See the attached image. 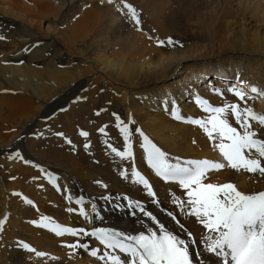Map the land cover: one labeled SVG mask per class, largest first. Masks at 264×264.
I'll use <instances>...</instances> for the list:
<instances>
[{
    "label": "bare ground",
    "instance_id": "bare-ground-1",
    "mask_svg": "<svg viewBox=\"0 0 264 264\" xmlns=\"http://www.w3.org/2000/svg\"><path fill=\"white\" fill-rule=\"evenodd\" d=\"M95 1L89 3L69 30L61 28L53 37L54 43L63 48L53 57L58 58L64 66L49 70L55 74L48 75L47 82L52 80L50 84H44L42 76L24 77L23 64H20L32 57L44 56L43 49L42 52L37 49V53L32 55L34 43H39L42 37L36 32L19 34L22 29L18 23L0 16V24L8 26L15 35L12 40L14 47L2 52L3 63H0V219L4 220L0 226V264H101L96 257L89 255L90 249H69L66 246L82 237L67 234L57 237L39 227L41 216H48L51 221L65 227L89 229L92 225H115L131 232L134 217L111 211L112 200L128 196L141 200L146 209L156 212L161 219L165 218L151 204V198L146 197L142 186L132 182V164L135 163L138 171L150 181L156 198L165 209H172L170 197L181 196L183 190L174 182L156 177L142 161L141 141L134 131L137 126L170 157L223 162L225 166L209 171L204 182H231L237 190L246 193L264 190V176L244 169H231L199 126L177 121L169 114L174 95L181 102L182 115H204L188 99L189 89L207 98L213 105H221L225 97L227 102L235 101L226 92L227 85L221 83L220 78L234 80L237 73L239 80L245 83L247 105L257 114H264V0H222L226 6L232 7V13L215 17L210 22L196 20V12H191L181 23L182 30L166 35V39L170 37L174 41L171 45L173 48L159 49L146 42L139 45L136 41L137 51L140 52L136 59H130L131 56L121 50L117 51L122 54L121 57H115L114 50L104 47L114 40L113 34L107 31L110 25L123 18H106L108 8L114 7L113 2L103 5ZM141 1L144 3L146 0ZM29 2L38 8L42 17H49L51 5L41 7L33 0ZM61 4L60 9L64 7L65 13L79 6L76 0ZM27 10L21 2L20 5L17 2L13 11L15 16L20 17ZM149 14L162 17V9L152 1ZM126 18L130 17L127 15ZM98 20H102L99 29L103 31H97ZM148 26L150 29L144 31L147 34L152 30L161 36L168 31V27L155 18L148 21ZM179 33L188 37L176 40L174 37ZM196 34L201 36L202 44L182 50L174 48L176 43L196 39ZM76 64L84 65L86 71L77 68ZM207 71H213V76ZM74 73L79 74L76 76L82 80L74 85L73 90H68L65 84ZM209 81L225 89L224 97L212 93L208 87ZM250 86H256L257 92H250ZM94 89L105 94L100 99L99 96H90L89 101L84 103L82 93L86 92L84 98L87 99L88 93ZM64 90L67 96L60 98ZM49 92H52L50 97ZM76 97L81 99L77 100ZM98 101L102 103L97 104ZM163 103L169 104V111L164 110ZM57 107L64 108L56 110ZM114 111L124 122H127L129 115L134 121L130 125L133 156L123 160L113 152L107 156L105 150L111 149L109 144L118 151L123 150V138L115 127L112 115ZM230 111L228 109L225 113L229 119ZM32 116L35 118L31 119ZM231 122L237 126L234 120ZM252 124L258 138H264V130L256 122ZM80 126L85 127L87 137L80 135ZM35 127L37 135L47 145V150L41 155L36 152V145H32V139L27 137L30 129ZM62 128L66 130H60ZM100 128L104 132L97 131ZM72 138L73 141L68 143ZM86 143L89 145L87 151L94 154L83 166L79 160L82 152L79 149ZM16 152L20 154L18 157L13 155ZM25 160L40 167H34L33 163L26 164ZM120 171H124L128 179L121 177ZM48 172L55 174L61 190L49 183L46 178ZM95 181L102 184L98 185ZM64 188L70 189V192H63ZM66 195L71 196L72 200H66ZM77 196L84 198L80 205L75 203ZM104 196L110 197L109 202L104 201ZM25 199L31 200L32 204H26ZM91 204H95L101 213V221H96L91 215L87 218L79 216V209L83 207L87 212ZM70 207L73 209L71 213L67 211ZM176 212L181 223L192 233L193 241L199 242L203 234L202 226L186 216H179L178 209ZM32 220H36L37 225L32 224ZM181 235L187 236V233ZM18 241L27 242L45 255L37 257L35 252L23 250L17 245ZM85 242L89 243L90 248L102 250V246L91 237ZM193 251H197L195 243ZM208 264H212V261L209 260Z\"/></svg>",
    "mask_w": 264,
    "mask_h": 264
},
{
    "label": "snow or ice",
    "instance_id": "snow-or-ice-1",
    "mask_svg": "<svg viewBox=\"0 0 264 264\" xmlns=\"http://www.w3.org/2000/svg\"><path fill=\"white\" fill-rule=\"evenodd\" d=\"M112 0H109L111 3ZM119 3L127 10V15L135 22L137 29H140L136 9L125 2ZM4 37L0 36V39ZM157 45H163L164 40H157ZM167 43L172 45V38H167ZM221 83L226 84V92L235 98L233 102H225L221 105H213L207 98L188 90V99L192 101L203 113L202 117L185 116L181 114V102L173 95L170 102V115L177 121L197 125L213 143L223 161L233 170L244 169L249 173H259L264 176V138H258L253 130L252 122H256L264 130V114H257L246 103L245 83L236 78H220ZM208 87L214 95L224 97L225 89H222L214 82L209 81ZM249 91L257 92L256 86H250ZM77 100L81 97H76ZM243 105V106H241ZM165 111H169V104L163 103ZM230 109L229 119L225 113ZM115 118V127L123 138V150L118 151L116 147L109 144L111 151L122 160L133 156L132 152V131L130 125L134 121L129 115L127 122H124L115 111L112 113ZM235 121L234 126L231 122ZM97 131L104 132L103 128ZM135 133L139 135L142 149V161L148 169L156 176L166 182H174L179 189L183 190L182 195L171 196L172 209H165L156 198V193L150 181L138 171L135 163L131 167V180L134 184L142 186L147 198H151V204L159 212L165 215L164 219L154 211L146 209L145 203L139 199L133 200L128 196L117 197L111 201V211L124 212L134 219L131 232L119 229L117 226H90L65 227L60 223L51 221L48 216H41L38 226L54 233L57 237L70 235L80 236L82 239L74 240L66 246L69 249L83 248L89 250V255L96 257L101 264H264V190L246 193L233 185V183H206V174L211 170H219L225 165L223 162H214L209 159H184L170 157L169 154L157 146L140 127H135ZM60 136L63 133H56ZM81 136L87 137L88 133L80 132ZM71 143L70 141H67ZM89 145L84 144L87 149ZM13 155L19 156V152ZM27 163H33L25 160ZM34 167L40 165L33 163ZM41 171H43L41 169ZM119 175L128 179L124 171ZM49 183L57 187V178L54 173H46ZM101 185V181H95ZM106 187V185H103ZM63 192L68 193L70 189L64 188ZM19 195V194H16ZM71 201L72 197L65 196ZM107 203L109 196L103 197ZM83 196H77L75 203L82 204ZM26 204H32L31 200L25 199ZM179 216H186L194 223L202 226V236L199 242H194L192 233L188 232L184 223H181ZM68 212H72L70 207ZM79 216L88 217L91 215L96 221H101V213L95 204H91L88 211L81 207ZM170 218V219H169ZM37 225L36 220L30 221ZM173 222H175L173 224ZM4 220L0 219V226ZM172 225V226H170ZM179 230V232H178ZM181 233H187L182 236ZM88 237L98 242V247H91L85 242ZM197 251H193V245ZM17 245L28 252H35L37 257H43L44 252L36 251L27 242L18 241Z\"/></svg>",
    "mask_w": 264,
    "mask_h": 264
},
{
    "label": "rangeland",
    "instance_id": "rangeland-1",
    "mask_svg": "<svg viewBox=\"0 0 264 264\" xmlns=\"http://www.w3.org/2000/svg\"><path fill=\"white\" fill-rule=\"evenodd\" d=\"M14 1H16V3L18 2L19 5L21 2L22 5L28 9L26 12H22V15L20 17L15 16V11H13L16 4L14 3ZM33 1L39 4L41 7H44L45 5H51L52 10L49 13V17H42V13L39 12L38 8L30 3L29 0H0V16L2 15L4 16V18L18 23L22 29L19 34H22L24 32H36L40 37H42L39 43H34L32 55L37 53V49L38 52H42L43 49L44 56H37L36 58L32 57L30 60L23 61L20 64H23L22 72L25 73L24 77L28 76L34 78L33 76H42V81H44V84H50L52 80L47 82L48 75L55 74L50 73L49 70H57L58 68H62V66H64V63H61L58 58L53 57V54L55 52L63 49L59 48L54 43L53 37L58 31H60L61 28H66L69 30L72 22L82 16L83 11H86L89 3H95L97 1L94 0L91 2L90 0H85L84 2H82L83 0H76L79 4L78 9L67 13L64 12V7L60 9V6L63 5L61 3L63 1L67 2V0ZM98 1H100L103 5H107L109 3V0ZM152 1L156 2L161 7L162 17H158L154 14H149V5ZM112 2L114 4V7L108 8L109 11L107 13L109 15L106 18H123V20H117L115 23L110 25V28L107 31L113 34L114 40L109 45H104V47L114 50L116 54H114L113 56L115 57H121L122 54L117 52L121 50L127 55L131 56L129 57L130 59H136L139 56L140 52L137 51V46L135 43L136 41L139 45L146 42L148 45L159 49L173 48V46L167 43L166 35L182 30L181 23L186 17H188L191 12H196V20L210 22L213 21L215 17H218L220 15L227 16V14L230 15V13H232L233 11L232 7L226 6V4L222 2V0H146L144 3L141 0H125L126 3L131 4L137 11L141 29L138 30L135 22L130 18H126L127 10L121 7L119 0H112ZM153 18L158 19L160 22L164 23L168 27V31L166 33H163L161 36H159L157 32H154L152 30H150L149 34L145 33L144 31L147 28L150 29L148 26V21ZM101 24L102 20H98L96 22L97 31H103L102 29H99ZM0 36L4 37L3 39H0V63H3L1 54L2 52L14 47L12 40L15 35L11 32V29L8 26L1 23ZM185 36L188 37L187 34L179 33L176 34L174 38L177 40L181 37L186 38ZM195 37L197 38L174 44V48L182 50L184 49V47H193L194 45L202 44L201 36L196 34ZM157 40H164L165 43L158 46L156 43ZM76 67L81 69L82 71H86V67L82 64H76ZM32 72H36V74H32ZM207 73L210 76H213V71H207ZM76 75L78 76L79 74L74 73L71 80L68 81L67 84H65L66 89L73 90L74 85L82 80L80 78L78 79ZM177 75L180 76L179 74ZM21 77H23V75ZM21 77H19V79ZM55 83H57V81H55ZM69 84L70 88H68ZM65 90L62 92L64 94H62L60 98L67 96ZM85 94L86 92L82 93V100L84 103H87L90 96H99L98 98L100 99L105 93H101L98 89H94L92 92L88 93L87 99L84 98ZM51 95L52 92H49V97ZM99 103L102 102L98 101L97 104ZM63 108L64 107H57L56 110ZM30 116L31 115H29V117ZM34 118L35 116L31 117V119ZM40 119L44 118L41 117ZM43 127L48 128L45 125ZM60 130H66V128H62ZM80 130L85 131V127L80 126ZM37 133L38 130L36 127L31 128L27 133V137H30L32 139V145H36V152L41 155L42 152L47 150V145L45 144V140H42L41 136H38ZM69 141L72 142L73 138ZM79 150L82 151L79 154L80 163L83 166H86L89 162V156L93 155L94 152L87 151L84 146H82ZM105 150L107 156L112 153L111 149L109 148ZM106 160L108 162V157H106ZM93 162L96 161L93 160Z\"/></svg>",
    "mask_w": 264,
    "mask_h": 264
}]
</instances>
